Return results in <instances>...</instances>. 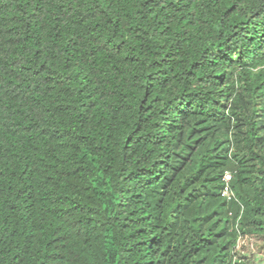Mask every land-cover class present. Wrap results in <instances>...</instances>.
<instances>
[{
  "label": "trees",
  "instance_id": "16d2710c",
  "mask_svg": "<svg viewBox=\"0 0 264 264\" xmlns=\"http://www.w3.org/2000/svg\"><path fill=\"white\" fill-rule=\"evenodd\" d=\"M254 238L264 0H0V264H248Z\"/></svg>",
  "mask_w": 264,
  "mask_h": 264
},
{
  "label": "rangeland",
  "instance_id": "374dc122",
  "mask_svg": "<svg viewBox=\"0 0 264 264\" xmlns=\"http://www.w3.org/2000/svg\"><path fill=\"white\" fill-rule=\"evenodd\" d=\"M241 254L248 264H264V246L258 238L245 240L241 247Z\"/></svg>",
  "mask_w": 264,
  "mask_h": 264
},
{
  "label": "built area",
  "instance_id": "2783aa9c",
  "mask_svg": "<svg viewBox=\"0 0 264 264\" xmlns=\"http://www.w3.org/2000/svg\"><path fill=\"white\" fill-rule=\"evenodd\" d=\"M231 173L227 171L224 175V181H225V186L223 189V195L227 197L228 199H237L236 194L233 191L232 187L230 186V180H231ZM240 240V239H239ZM240 246V241H238V244L236 245V248Z\"/></svg>",
  "mask_w": 264,
  "mask_h": 264
},
{
  "label": "clouds",
  "instance_id": "9594fccd",
  "mask_svg": "<svg viewBox=\"0 0 264 264\" xmlns=\"http://www.w3.org/2000/svg\"><path fill=\"white\" fill-rule=\"evenodd\" d=\"M225 175V174H224Z\"/></svg>",
  "mask_w": 264,
  "mask_h": 264
}]
</instances>
